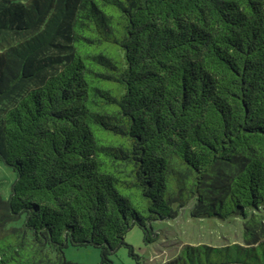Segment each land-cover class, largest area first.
Listing matches in <instances>:
<instances>
[{
    "label": "trees",
    "instance_id": "16d2710c",
    "mask_svg": "<svg viewBox=\"0 0 264 264\" xmlns=\"http://www.w3.org/2000/svg\"><path fill=\"white\" fill-rule=\"evenodd\" d=\"M0 264H84L187 209L242 243L167 264H264V0H0Z\"/></svg>",
    "mask_w": 264,
    "mask_h": 264
},
{
    "label": "rangeland",
    "instance_id": "374dc122",
    "mask_svg": "<svg viewBox=\"0 0 264 264\" xmlns=\"http://www.w3.org/2000/svg\"><path fill=\"white\" fill-rule=\"evenodd\" d=\"M15 178L12 169L0 161V194L6 198L10 193V186ZM158 237L155 241L146 243L142 230L134 225L127 230L126 243L132 245L134 253L139 255L143 264H167L177 257L186 245L208 244L224 246L233 242L242 243L241 223L239 220L218 221L205 218H194L187 209H181L179 214L169 220H157L152 223ZM67 260L97 264L100 260V250L91 245L64 248ZM113 264H138L129 254L126 246H121L111 254Z\"/></svg>",
    "mask_w": 264,
    "mask_h": 264
}]
</instances>
